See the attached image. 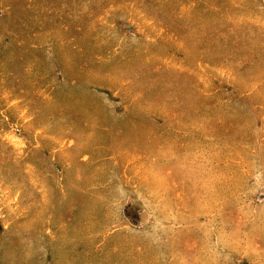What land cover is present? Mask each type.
I'll use <instances>...</instances> for the list:
<instances>
[{
	"label": "rangeland",
	"instance_id": "374dc122",
	"mask_svg": "<svg viewBox=\"0 0 264 264\" xmlns=\"http://www.w3.org/2000/svg\"><path fill=\"white\" fill-rule=\"evenodd\" d=\"M0 264H264V0H0Z\"/></svg>",
	"mask_w": 264,
	"mask_h": 264
}]
</instances>
